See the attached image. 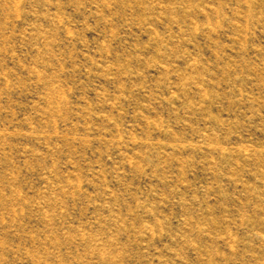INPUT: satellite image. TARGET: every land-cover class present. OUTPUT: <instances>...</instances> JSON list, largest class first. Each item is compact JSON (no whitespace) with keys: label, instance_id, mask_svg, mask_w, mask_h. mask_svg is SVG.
Listing matches in <instances>:
<instances>
[{"label":"rangeland","instance_id":"rangeland-1","mask_svg":"<svg viewBox=\"0 0 264 264\" xmlns=\"http://www.w3.org/2000/svg\"><path fill=\"white\" fill-rule=\"evenodd\" d=\"M0 264H264V0H0Z\"/></svg>","mask_w":264,"mask_h":264}]
</instances>
